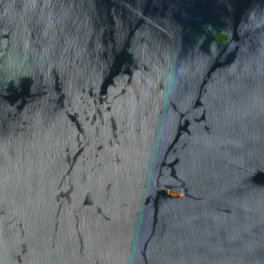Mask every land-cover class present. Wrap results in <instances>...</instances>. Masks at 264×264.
<instances>
[{
	"label": "water",
	"instance_id": "obj_1",
	"mask_svg": "<svg viewBox=\"0 0 264 264\" xmlns=\"http://www.w3.org/2000/svg\"><path fill=\"white\" fill-rule=\"evenodd\" d=\"M0 264H264V0H0Z\"/></svg>",
	"mask_w": 264,
	"mask_h": 264
},
{
	"label": "trees",
	"instance_id": "obj_2",
	"mask_svg": "<svg viewBox=\"0 0 264 264\" xmlns=\"http://www.w3.org/2000/svg\"><path fill=\"white\" fill-rule=\"evenodd\" d=\"M225 38L226 37L224 35H221V34H219V35L216 36V39L217 40H224Z\"/></svg>",
	"mask_w": 264,
	"mask_h": 264
}]
</instances>
